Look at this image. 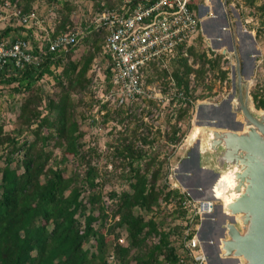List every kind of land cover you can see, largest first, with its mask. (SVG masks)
Instances as JSON below:
<instances>
[{"label": "rangeland", "instance_id": "374dc122", "mask_svg": "<svg viewBox=\"0 0 264 264\" xmlns=\"http://www.w3.org/2000/svg\"><path fill=\"white\" fill-rule=\"evenodd\" d=\"M130 1L0 0V30L11 26L10 28L16 27L32 31V37L23 36L18 39L29 41L32 47H36L37 50L45 49L44 47H46L49 40H53L61 34L79 32L82 35L79 36L76 45L73 46L74 52L70 56L73 60L77 61L81 55L95 51L93 40H96V44L99 46L87 72L88 85L83 91H77L71 95L75 102L76 118L83 133L84 158L75 160L70 157L62 163L60 162L61 151L51 147L53 156L50 163L65 171L67 176L71 172H76L82 177L88 164L96 169V182H98V189L102 193L103 206L107 216L104 220V233L109 239L107 264H123L118 262L110 253L113 251L115 243L126 245L128 241L126 230L116 225L118 216H113L117 198L111 199L110 197L112 192L118 196L121 192L130 189L128 166L124 165V160L122 156L117 154L116 148H120L122 143H125L126 145L131 144L135 151L143 150L146 153L145 157L154 159L147 174L148 178L160 167L156 185L159 188L166 186L168 190L178 189L193 200L194 197L190 194L189 196L186 190L181 188L180 181L177 179L176 168L187 156L188 149L186 147L188 148L189 142L203 136V132L195 118L196 107L201 103L218 105L232 91L234 59L229 53L221 54V50L227 46L226 42L224 38H221L224 42L219 47L213 46L209 38L210 31L205 32L200 24L198 37L189 46L179 51L169 60L150 64L146 70V83L157 84L161 91L167 95L168 100H163L159 105L150 102H137L120 108H114L108 103H104L103 101L109 90V82L105 78L109 60L102 48L107 30L99 18L102 14H108L109 12L119 13L128 6ZM226 2L233 26L235 27L236 23H239L243 31L251 33L259 52L255 59V67L250 80L249 95L251 97L253 91L264 92V0H226ZM26 5L41 21L38 26L25 28L21 24L19 13ZM201 5L208 7V10L201 19L198 17L200 21L211 17L218 8L216 0H199L197 12H203L204 8ZM60 24L63 25V29L60 28L62 30L57 28ZM13 35V33L9 34L8 38L4 40L13 39ZM190 48L193 49L194 56L190 54ZM59 53L63 52L59 51ZM201 53H205L213 62L206 65L202 70L200 68L198 72L190 74L188 95L185 96L184 94L180 98L177 93L179 91L183 93V91L177 89L171 75L175 70H180L181 64L184 63L194 69H199L201 61H198V55ZM218 56H220L219 59ZM64 63H66V60L54 69L56 75L62 71ZM222 71L225 72V78L222 76ZM37 86L54 95L59 90L53 76L43 77L37 83ZM11 89L12 86H1L0 127L4 133H10L17 141L30 140L32 136L27 134L26 130L18 134L21 128H24L17 119L19 103L23 98ZM78 101L81 102L78 103ZM186 103L190 104L188 112L181 119H177L178 109L186 107ZM251 106L254 107L253 102ZM38 109L42 115L46 114L43 102ZM238 118H241L240 115ZM174 129H178L176 135L178 140L172 143L168 138L172 135ZM163 199L164 195L154 204L152 212L134 209L133 214L144 221L151 219L158 232L168 235V241L171 247L175 249L180 260H183L186 264H195L194 260V263L189 261L191 258L190 253L185 246L192 228L186 221L187 213L183 209H179L176 199L172 196L167 200ZM207 218L205 216L202 220ZM201 222L197 221V225L200 226ZM194 223L195 221L193 225ZM159 239L158 234L149 235L144 245L145 251L142 252L146 253V250L157 245ZM134 253L132 251L130 256L132 257ZM193 255L196 256L195 253ZM132 261L131 259L129 264H134ZM151 264L167 263H163L162 258L159 257L158 263L153 261Z\"/></svg>", "mask_w": 264, "mask_h": 264}, {"label": "trees", "instance_id": "16d2710c", "mask_svg": "<svg viewBox=\"0 0 264 264\" xmlns=\"http://www.w3.org/2000/svg\"><path fill=\"white\" fill-rule=\"evenodd\" d=\"M141 1L131 0L128 6ZM198 4L199 0L192 4L195 10ZM31 12L26 5L20 15ZM57 28L63 29V25ZM11 31V28L0 30V42L8 38ZM93 43L97 51L96 40ZM47 47L48 44L44 48ZM72 48L61 50L63 53H50L40 68H9L8 76L6 71L0 74V90L1 86H12L11 90L23 98L17 119L24 128L18 134L26 130L32 136L30 140L17 141L0 127V264H107L109 239L104 233L107 216L96 182V169L88 164L82 177L76 172L67 176L65 171L50 163L53 156L51 147L61 151L62 163L70 157L75 160L84 158L83 133L71 95L83 91L88 85L86 76L95 51L81 55L75 61L70 57L74 52ZM34 49L37 50L36 47ZM189 52L195 55L192 48ZM198 58L201 61L199 69L184 63L181 64L182 70H175L171 75L177 89L183 91H179L182 95H188L190 74L213 62L205 53ZM64 60L62 71L56 75L54 69ZM221 73L225 78V72ZM46 76H53L58 84L59 90L55 95L37 86ZM105 78L109 82V67ZM251 98L255 109L264 110V92L253 91ZM42 102L45 115L38 109ZM189 105L178 109L177 119L188 112ZM177 133L178 129H174L168 140L176 142ZM116 151L128 166L130 189L118 196L112 192L110 197L117 198L113 216H118L116 225L126 230L128 241L126 245L115 243L110 254L123 264L131 263V259L134 264L158 263L159 257L163 263L182 264L168 241V235L158 232L151 219L144 221L134 215L133 210L152 212L162 195L163 200L170 196L175 198L179 209H182L184 195L178 189L168 190L166 186L159 188L156 185L160 167L148 178L154 159L145 157L143 150L135 151L131 144L122 143ZM151 234H158L159 242L143 253L146 238ZM132 251L135 253L131 257Z\"/></svg>", "mask_w": 264, "mask_h": 264}, {"label": "water", "instance_id": "95a60500", "mask_svg": "<svg viewBox=\"0 0 264 264\" xmlns=\"http://www.w3.org/2000/svg\"><path fill=\"white\" fill-rule=\"evenodd\" d=\"M216 1L200 24L213 46L226 42L221 54L234 59L232 91L218 105H197L203 136L185 146L177 179L194 200L215 203L196 231L206 264H264V110L252 107L249 95L259 52L252 34L233 26L226 0Z\"/></svg>", "mask_w": 264, "mask_h": 264}, {"label": "built area", "instance_id": "2783aa9c", "mask_svg": "<svg viewBox=\"0 0 264 264\" xmlns=\"http://www.w3.org/2000/svg\"><path fill=\"white\" fill-rule=\"evenodd\" d=\"M194 2L195 0H142L119 13L109 12L100 16L99 20L107 30L102 48L109 60L110 71V87L104 103L120 108L137 102L159 105L163 100H168L157 84L146 83L145 73L150 64L173 58L179 48L189 46L198 37L199 4L195 10L192 6ZM20 19L25 27L41 23L34 12L22 14ZM81 35V32L61 34L49 40L46 49L38 50L25 39L13 42L3 40L0 42V74L8 68H40L50 53L75 46ZM177 96L182 98V93L178 92ZM180 193L184 195L181 208L187 213L186 221L192 226L191 234L192 230L194 232L188 235L186 250L195 264H206L196 236L197 221L200 222L204 216L213 212L215 203L194 201L185 193ZM180 261L184 264L183 260Z\"/></svg>", "mask_w": 264, "mask_h": 264}, {"label": "crops", "instance_id": "0c3cea01", "mask_svg": "<svg viewBox=\"0 0 264 264\" xmlns=\"http://www.w3.org/2000/svg\"><path fill=\"white\" fill-rule=\"evenodd\" d=\"M10 27H8V28H10ZM25 28H29V27H25ZM31 28H33V27H31ZM4 29H7V28H4ZM11 29H12V31L9 34L13 33L14 34L13 35L14 36L13 39H15V40L18 39V38H21L23 36L32 37V33H31L32 31H27V29H20V28H16V27H12ZM7 71L10 73L9 68L6 70V72ZM8 72H7V76L9 75Z\"/></svg>", "mask_w": 264, "mask_h": 264}, {"label": "bare ground", "instance_id": "6f19581e", "mask_svg": "<svg viewBox=\"0 0 264 264\" xmlns=\"http://www.w3.org/2000/svg\"><path fill=\"white\" fill-rule=\"evenodd\" d=\"M196 141V140H195ZM195 141H193V142H195ZM190 143H191V141H190ZM207 197V196H206Z\"/></svg>", "mask_w": 264, "mask_h": 264}]
</instances>
